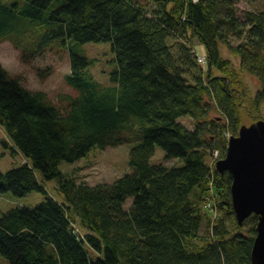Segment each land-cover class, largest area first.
<instances>
[{"label":"trees","instance_id":"trees-1","mask_svg":"<svg viewBox=\"0 0 264 264\" xmlns=\"http://www.w3.org/2000/svg\"><path fill=\"white\" fill-rule=\"evenodd\" d=\"M235 2L0 1V43L9 41L22 64L69 38L109 42L115 64L108 73L113 87L102 86L90 73L91 60L70 51L65 80L77 94L59 96L63 111L44 91L26 89L20 76L0 66V125L11 146L3 145L25 158L19 167L0 171V193L38 191L45 197L32 209L16 206L0 215V254L8 264H252L256 215L241 227L229 219L230 175L215 170L217 158L208 160L216 148L217 157L224 156L226 136L236 135L244 112L252 122L264 116V8L240 17ZM171 37L180 44L177 56ZM192 38L207 49L205 64L187 42ZM221 47L239 59L238 69ZM240 73L258 79L249 105ZM49 74L51 67L38 76ZM213 111L220 117L210 118ZM138 117L144 121L141 140L129 149L131 172L97 185L61 174L63 161L128 142ZM181 117L193 120V128L181 124ZM209 130L221 145L205 135ZM156 145L183 165L150 164ZM53 179L63 203L43 186ZM207 205L224 217H214L201 234ZM77 223L82 235L73 227ZM85 245L98 252L96 261L89 260Z\"/></svg>","mask_w":264,"mask_h":264},{"label":"rangeland","instance_id":"rangeland-1","mask_svg":"<svg viewBox=\"0 0 264 264\" xmlns=\"http://www.w3.org/2000/svg\"><path fill=\"white\" fill-rule=\"evenodd\" d=\"M1 2L4 0H0ZM144 2V0H140ZM237 8V14L242 17L243 13L247 10L249 11H259L264 8V0H236L235 2ZM148 8H152V4H148ZM171 44V52L177 56L180 51V44L177 43V40L174 38L167 39ZM190 40V39H189ZM187 41V40H186ZM236 42V40H233ZM191 44L192 48L195 49L197 56H206L207 49L202 42H199L196 38L187 41ZM66 45L60 43H52L51 47L42 55L38 56L31 63L24 65L20 61L19 52L14 46L10 44L9 41H4L0 43V58H3L4 61L14 70L16 76H20L22 79L23 86L26 89L32 91H44L48 99H51L54 102V105L57 110L63 111L62 104L59 101V96L62 93L67 94H77V91L73 87H69L66 84L65 75L69 74V52L72 51L79 55L86 56L91 60L89 70L92 76L102 85L113 87L109 82V71L112 70L115 64L112 63L113 53L111 52L110 43H76L71 38L66 40ZM223 56L228 57L238 69L239 59L235 56L234 53L230 52L227 48L221 47ZM204 60V57H203ZM205 64V60L203 61ZM202 65V64H201ZM200 65V66H201ZM51 67V74L48 77L41 79L38 76L40 71L45 70L46 68ZM205 67V65H203ZM190 71L193 73H198L197 68H192ZM12 75V74H11ZM186 76L191 78L190 73H187ZM240 78L243 81V90L245 91V104L249 105L248 102L252 96H254L256 89L259 87L258 79L251 74L240 73ZM246 99V101H245ZM214 115L220 117L216 111L210 113V118H213ZM252 117L244 112L243 115V125H248L252 121ZM144 120L140 117L133 119V124L135 130H132L128 133V142L117 145V147H106V149H100L98 147L92 148L85 157L74 161V163H69L63 161L59 163V170L65 178H70L76 180V182L88 183L89 185H97V183H112L120 176L129 173L132 171L131 166L129 165V152L131 146L139 143L141 140L142 132H140L139 124ZM180 123L186 126L188 129L193 128V120L188 117H181L179 119ZM254 122V121H253ZM226 131L224 135L226 136ZM205 135L214 136L212 130H209ZM216 135V134H215ZM229 136H226L228 139ZM214 144L220 142L221 138L219 136H214L212 139ZM227 141V140H226ZM3 142L6 145H10L9 137L5 133L4 129L0 125V171L6 172L11 168L19 167L20 164L25 163V158L19 153H12L9 148L3 145ZM226 146V145H225ZM155 151L150 157V164H164L167 167L181 166L183 161L175 158H167L165 156L164 149L160 148L158 145L155 146ZM219 148H216L212 154H208L209 163L218 156ZM39 181L42 180V177L39 174H36ZM59 182L57 179L43 181V186L47 190V194L50 197L55 198L58 202L63 203L64 199L60 196L58 191ZM45 199L44 194L38 191H32L30 193L16 196L11 191L1 192L0 193V215L9 211L11 208L16 206H24L27 208H33ZM132 202L130 197L125 201L124 208L128 209ZM207 210H203V217L201 220L200 233L207 234L210 228V222L214 221V217L220 216L224 217L223 212L218 211L216 213L209 212V207L207 205ZM234 218V217H233ZM230 220H235V219ZM75 229L79 231L82 235L84 231L79 228L78 223L73 225ZM246 229L245 226H242L241 231L244 232ZM84 249L87 252L89 260L96 261L99 257L97 251L86 246ZM0 264H8L6 258L0 254Z\"/></svg>","mask_w":264,"mask_h":264},{"label":"water","instance_id":"water-1","mask_svg":"<svg viewBox=\"0 0 264 264\" xmlns=\"http://www.w3.org/2000/svg\"><path fill=\"white\" fill-rule=\"evenodd\" d=\"M214 168L230 175V200L237 224L241 227L246 218L256 215L250 258L252 264H264V116L241 125L236 135L228 137L225 154Z\"/></svg>","mask_w":264,"mask_h":264},{"label":"clouds","instance_id":"clouds-1","mask_svg":"<svg viewBox=\"0 0 264 264\" xmlns=\"http://www.w3.org/2000/svg\"><path fill=\"white\" fill-rule=\"evenodd\" d=\"M0 66L4 68L5 71L9 72L12 75H15L14 70L7 64L6 61L3 60V58H0ZM70 71V68L68 69Z\"/></svg>","mask_w":264,"mask_h":264},{"label":"built area","instance_id":"built-area-1","mask_svg":"<svg viewBox=\"0 0 264 264\" xmlns=\"http://www.w3.org/2000/svg\"><path fill=\"white\" fill-rule=\"evenodd\" d=\"M197 60H198L200 63L204 61V60H203V57H200V58H198Z\"/></svg>","mask_w":264,"mask_h":264}]
</instances>
